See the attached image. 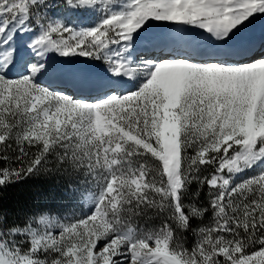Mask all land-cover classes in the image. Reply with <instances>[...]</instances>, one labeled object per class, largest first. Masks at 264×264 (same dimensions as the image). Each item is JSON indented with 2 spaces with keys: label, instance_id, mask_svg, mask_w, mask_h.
Listing matches in <instances>:
<instances>
[{
  "label": "snow or ice",
  "instance_id": "6c2138e0",
  "mask_svg": "<svg viewBox=\"0 0 264 264\" xmlns=\"http://www.w3.org/2000/svg\"><path fill=\"white\" fill-rule=\"evenodd\" d=\"M257 16L264 0H0V189L66 176L90 209L6 229L0 215V264H264V50L150 34L161 22L218 46ZM53 53L102 61V94L46 85ZM150 210L161 226L134 227Z\"/></svg>",
  "mask_w": 264,
  "mask_h": 264
},
{
  "label": "trees",
  "instance_id": "16d2710c",
  "mask_svg": "<svg viewBox=\"0 0 264 264\" xmlns=\"http://www.w3.org/2000/svg\"><path fill=\"white\" fill-rule=\"evenodd\" d=\"M191 152V150H189ZM51 159V157H50ZM254 169L246 170L239 177L235 179L244 178ZM208 171H211L209 166ZM207 174V173H206ZM72 182L68 177L61 175H44L33 176L20 183L10 184L7 187L0 189V215L4 216L3 227L6 229L9 226L19 225L24 226L26 216H36L37 213L44 214L51 211L48 200H43L46 188L51 184L63 186L65 183ZM191 190H195L198 186L193 184L190 186ZM208 186L204 185L201 190L200 200L207 204ZM58 196L60 194L56 192ZM187 202V201H186ZM143 221L150 225H161L162 218L153 214L150 210L147 215H142ZM146 217V218H145ZM211 220V213H207L202 218H194L192 220V227L198 228ZM37 224L33 220V225ZM184 242L186 247H191L195 243L196 237L191 230L183 232Z\"/></svg>",
  "mask_w": 264,
  "mask_h": 264
},
{
  "label": "rangeland",
  "instance_id": "374dc122",
  "mask_svg": "<svg viewBox=\"0 0 264 264\" xmlns=\"http://www.w3.org/2000/svg\"><path fill=\"white\" fill-rule=\"evenodd\" d=\"M53 2H56V0H53ZM58 9H52V12L55 13L57 12ZM76 19V18H74ZM90 24L84 25L81 24L84 21L82 20L81 23H77V25L80 26H93L96 22V16L95 15H91L90 18ZM157 23L152 22V27L153 28V32H156L155 30H157L158 27H161L162 25L157 24V27H155L154 25H156ZM154 26V27H153ZM164 29L163 31L167 30V27L170 26H162ZM199 30V29H198ZM200 31V30H199ZM28 37V35H27ZM30 37V36H29ZM29 37L27 39H29ZM65 38H67V36H65ZM91 59V58H88ZM94 60V59H92ZM97 61L100 67H104L105 65L102 61L100 60H94ZM93 61V62H94ZM102 77V76H101ZM254 169L252 172H249V174L247 176H245L244 178H239L236 179V182H242L244 179L250 178L253 175L259 174V167H254L252 168ZM241 175V174H240ZM240 175H238L237 177H239ZM86 186L85 185H80L79 183L76 182V179H73L72 182L69 183H65V185L60 186V185H56V184H51L49 185L43 196H40V198H43V200H48L49 202V207L51 208V211L47 212V214L49 215H58V216H71V217H76V216H82L85 213L89 212L90 209L85 207L84 201L81 199V193L84 192ZM75 189V190H74ZM58 192L60 194V196L57 195ZM146 218V217H145ZM33 226H37V224L33 225ZM133 226L137 227V228H152V227H160L161 225H150L147 222L143 221V216H136L133 217Z\"/></svg>",
  "mask_w": 264,
  "mask_h": 264
},
{
  "label": "bare ground",
  "instance_id": "6f19581e",
  "mask_svg": "<svg viewBox=\"0 0 264 264\" xmlns=\"http://www.w3.org/2000/svg\"><path fill=\"white\" fill-rule=\"evenodd\" d=\"M155 22V21H153ZM157 24H160L162 26H165V24H162L161 22H155ZM261 24V23H264V16H257L255 19H252L251 23L247 24L246 27L242 28L239 32H237L235 35H240V34H243L244 31L249 28L250 26H257L258 24ZM168 26V25H166ZM167 30H165L166 34L168 35L169 33H172V35H174V33L176 32H180V31H177V30H174L172 29L171 27H167L166 28ZM151 35H156L157 33L156 32H153V28H151ZM207 35V34H206ZM30 36V35H29ZM30 38V37H29ZM20 41H18V45H19ZM66 59V61L68 62L69 65H78L79 63L82 62L83 60V57H73V58H70V62H69V58H64ZM102 73L100 76H97L96 78H101ZM58 91H62V90H58Z\"/></svg>",
  "mask_w": 264,
  "mask_h": 264
}]
</instances>
